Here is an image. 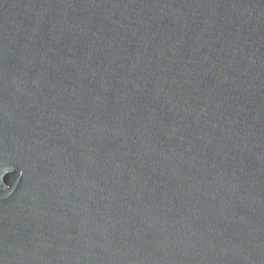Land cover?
<instances>
[{
    "label": "water",
    "instance_id": "water-1",
    "mask_svg": "<svg viewBox=\"0 0 264 264\" xmlns=\"http://www.w3.org/2000/svg\"><path fill=\"white\" fill-rule=\"evenodd\" d=\"M0 264H264V0H0Z\"/></svg>",
    "mask_w": 264,
    "mask_h": 264
}]
</instances>
